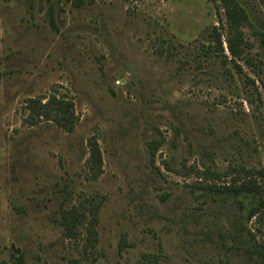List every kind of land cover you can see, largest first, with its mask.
<instances>
[{
    "label": "rangeland",
    "instance_id": "rangeland-1",
    "mask_svg": "<svg viewBox=\"0 0 264 264\" xmlns=\"http://www.w3.org/2000/svg\"><path fill=\"white\" fill-rule=\"evenodd\" d=\"M242 1L232 60L220 0H0V263L260 264L264 216L204 195L216 179L196 171L264 167V0ZM52 97L73 103L72 131L30 107ZM82 203L87 221L99 205L95 244L60 223Z\"/></svg>",
    "mask_w": 264,
    "mask_h": 264
},
{
    "label": "trees",
    "instance_id": "trees-1",
    "mask_svg": "<svg viewBox=\"0 0 264 264\" xmlns=\"http://www.w3.org/2000/svg\"><path fill=\"white\" fill-rule=\"evenodd\" d=\"M225 12L226 43L232 60L242 58L247 50V41L245 38V26L251 23V14L242 0H220ZM53 16V14H52ZM52 20H54L52 18ZM264 44V30L259 32ZM214 41L222 54H225L223 34L215 32ZM30 107L37 112L39 117H44L54 121L61 128L72 131L76 124L74 105L72 102L56 97L49 98L43 103L41 100H32ZM35 123V122H33ZM165 139L153 140L149 143V150L152 157H155L157 151L164 143ZM90 156L88 159V169L92 178H97L102 172L103 155L99 142L94 139L89 140ZM170 168L169 164H166ZM186 167V166H185ZM206 179H216L211 183L199 186L203 194L222 195L233 198L241 208V211L247 215V219L264 216V167H248L246 165H230L224 172L213 170L208 164V158L203 162V169L197 168ZM223 177H231L228 184H219L217 181ZM90 219L87 221L84 204L75 205L70 208H63L60 212V223L69 238L79 235V228L86 227L87 240L89 244H95L97 241V225L99 216V205H94L90 210ZM239 236H234L231 241L236 242ZM239 241V240H238ZM251 257H255L260 264H264V244L258 243V247L251 251ZM18 264H25L24 254L16 255ZM4 264V263H0Z\"/></svg>",
    "mask_w": 264,
    "mask_h": 264
}]
</instances>
